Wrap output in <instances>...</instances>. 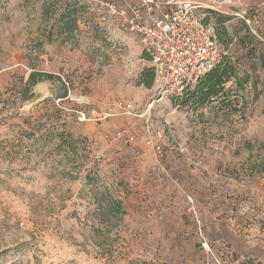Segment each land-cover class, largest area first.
I'll return each mask as SVG.
<instances>
[{"label": "rangeland", "instance_id": "rangeland-1", "mask_svg": "<svg viewBox=\"0 0 264 264\" xmlns=\"http://www.w3.org/2000/svg\"><path fill=\"white\" fill-rule=\"evenodd\" d=\"M95 3L0 0V264H264V0L204 104L156 100Z\"/></svg>", "mask_w": 264, "mask_h": 264}, {"label": "built area", "instance_id": "built-area-1", "mask_svg": "<svg viewBox=\"0 0 264 264\" xmlns=\"http://www.w3.org/2000/svg\"><path fill=\"white\" fill-rule=\"evenodd\" d=\"M240 7L241 0H96L89 10L100 12V24L116 19L121 30L139 37L154 70L156 100L163 101L195 89L221 62L217 30L207 18L219 12L251 25Z\"/></svg>", "mask_w": 264, "mask_h": 264}, {"label": "trees", "instance_id": "trees-1", "mask_svg": "<svg viewBox=\"0 0 264 264\" xmlns=\"http://www.w3.org/2000/svg\"><path fill=\"white\" fill-rule=\"evenodd\" d=\"M210 15L220 16L217 23V34L219 38V42L221 44L223 50V57L219 64H217L212 70H210L201 82L197 85V87L190 92H188L187 96L184 97L185 102L190 103H208L210 101L216 100L229 92V88L227 85L230 82L236 81L239 84H242L241 79L239 78L238 67L232 61V59L224 54V45H228L232 42L233 38L229 35L227 28L225 27L224 20L221 18L228 19V14H223L219 12H212ZM208 22H210L209 17L207 18ZM244 24L249 28V24L246 21L242 20ZM216 27V26H215ZM262 65L264 66V55L261 56ZM37 74L31 73L29 77V86H35L40 78L36 77ZM141 83L146 87L150 88L155 84V75L153 67L145 68L142 73Z\"/></svg>", "mask_w": 264, "mask_h": 264}]
</instances>
